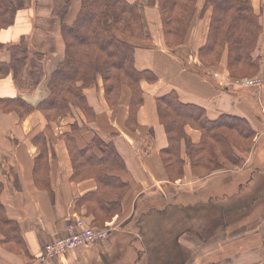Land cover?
Returning <instances> with one entry per match:
<instances>
[{
  "label": "crops",
  "instance_id": "1",
  "mask_svg": "<svg viewBox=\"0 0 264 264\" xmlns=\"http://www.w3.org/2000/svg\"><path fill=\"white\" fill-rule=\"evenodd\" d=\"M127 1L132 3L135 0ZM251 1L262 25L254 54L260 60L256 77L264 82V0ZM13 2L17 5L16 23L13 31L1 34L2 40L11 43L23 36L30 38L32 52L46 58L45 80L37 89L22 90L11 74L0 82V97H21L31 104H37L47 96L45 89L49 76L66 57L61 31L63 21L53 14L56 0ZM79 9L80 0H71L70 12L65 18L67 25L74 22ZM145 17L148 22L157 20L158 25L157 6H147ZM38 19L42 20L43 25H37ZM146 33L147 39L141 40L122 36V39L136 46L135 68L150 71L156 77L155 82L144 80L141 83L143 104L133 125L129 126L130 88L123 86L117 106L110 107L105 100L100 78L97 86L84 91L87 103L94 111L91 122L76 109L73 116L69 114L58 122H48L40 111H34L24 121L15 113L0 112V182L3 184L0 202L7 218L18 224L23 243L18 246L15 242H6L0 233V264H42L41 257L46 246L66 236L68 227L77 219L98 225L95 217L88 214L87 206L78 205L81 198L97 191V183L91 178H72L73 167L65 135L74 139L79 149L87 147L94 136L112 143L126 168L115 175L128 184V189L120 213L111 221L114 232L107 241L81 246L51 264H165L169 254L168 245L176 247L178 243L194 252L188 264L263 262L264 220L261 230L251 232L240 240L239 250L233 256L225 249V242L215 250H204L206 254H203L198 238L193 234L184 237L183 220H175L174 223L168 220L169 212L173 211L177 212V216L188 209L191 214L195 210L198 216L199 199L196 198L197 203L192 202L186 208L184 205L188 203L183 196L200 195L201 191L211 187V183L206 182L210 177H215L211 180H221L216 176L225 175L226 172L203 177L195 175L183 141V175H170L162 158L169 141L159 119L157 101L175 92L182 103L203 108L211 120L223 115L246 120L255 132V151L249 156H241L245 157V165H248L253 159L264 161V84L254 89H233L231 83L215 79L208 72L194 71L192 62L199 64L198 60L179 59L178 53L187 47L192 53H197L206 42L207 31H190L187 47L179 48L178 52L166 46L163 31ZM226 59L225 54L224 64ZM8 61L7 54L0 55V62ZM185 131L193 144L201 142L199 130L186 126ZM38 136H42L44 142L37 144L35 139ZM42 150H46V156L39 164ZM259 176L264 177V172L255 173L253 178L259 180ZM243 192H248V189L245 188ZM261 192L263 194V191H255L256 195ZM190 220V227L198 230L193 218Z\"/></svg>",
  "mask_w": 264,
  "mask_h": 264
},
{
  "label": "trees",
  "instance_id": "2",
  "mask_svg": "<svg viewBox=\"0 0 264 264\" xmlns=\"http://www.w3.org/2000/svg\"><path fill=\"white\" fill-rule=\"evenodd\" d=\"M196 3L197 0H159L165 26L164 34L169 48L174 49L184 43L196 14ZM69 4L70 0H60L53 9V14L63 21L62 34L66 57L52 74L49 82L50 95H47L36 108L21 98L0 97V107L14 109L22 118L38 110L49 118L53 113L55 116L52 119H55L70 113V103H74L92 121L94 111L87 103L82 87H78V83H82L84 89L89 88L94 86L96 77L100 75L104 82L105 96L112 107L117 106L122 87L130 88L132 98L129 126L133 125L143 104L142 81H156L152 72L138 71L135 68V49L115 34L117 31L139 37L144 34L142 18L137 8L125 0H81L77 17L71 25H66L64 18ZM207 6L212 9L211 25L207 43L200 50V57L204 59L211 56L214 57V62H217L227 48V64L231 72L239 71L243 73V77L256 76L260 69V60L255 58L254 54L262 25L259 16L254 12L252 1L207 0ZM14 15L15 7L12 1L0 0V28L11 26ZM3 47L4 44L0 43V53ZM13 48L10 63L0 62V81L12 73L14 80L22 88L25 85L20 83L18 69L28 66L29 51L25 44L15 45ZM32 57L37 64L42 63L43 55L36 54ZM32 66L31 68L35 70L34 64ZM39 75L40 71L29 77L31 81L36 82V86L40 82L36 81ZM157 103L159 119L169 141L168 148L162 152V158L170 175H183L184 162L181 158L183 141L186 143L193 170L205 167L211 173V143L221 150V158L231 165L240 166L244 163V159L237 154L241 152L237 149L235 140L240 138L249 141V147L253 145L255 132L246 120L230 115L211 120L203 108L182 103L175 92L159 98ZM52 119H48L49 122H53ZM186 126L201 132L202 139L199 144L190 141L185 131ZM65 138L73 167L72 178L74 180L91 178L98 186L97 191L81 198L78 205L87 206L88 214L93 215L99 223L111 221L120 213L128 189V184L115 175L125 171L123 159L112 143H105L99 136H95L83 149L77 148L75 140L69 135H65ZM44 140L42 136L35 139L37 144ZM45 156L46 150H42L39 164ZM221 158L219 156L213 160V166L217 169L224 166L219 160ZM2 191L3 184L0 182V195ZM210 196L199 203L210 205ZM228 225L225 227L230 228ZM258 227L259 224L255 225V230ZM0 233L6 242H15L22 246L18 224L7 218L1 202ZM186 234H193L200 240V233L196 228L183 229V235ZM167 251L169 254L165 264H188L194 255L193 250L179 243L176 247L169 244ZM261 264H264V260Z\"/></svg>",
  "mask_w": 264,
  "mask_h": 264
},
{
  "label": "rangeland",
  "instance_id": "3",
  "mask_svg": "<svg viewBox=\"0 0 264 264\" xmlns=\"http://www.w3.org/2000/svg\"><path fill=\"white\" fill-rule=\"evenodd\" d=\"M11 1L15 7L14 21H13V24L11 26L6 27V28H0V43L4 44V47H3L0 55L7 54L8 58H9L8 63H10V61H11V50L14 51L13 46H15V45L19 46L20 44H25V46L27 47V49L29 51V54L27 53L29 62L27 63L28 66L26 65L27 66L26 68L22 67L21 69H18V74H19V78H20V83L25 85L24 87H22V90H34V89H37L39 86H41L45 80V60H46V58L43 55V58L41 61L42 63L37 64L34 61L35 59H33L34 57H32V56L39 54V53H33L32 52L31 41H30V38H28V37L23 36V37H21V39H18L17 41L11 42V43H7V42H4L2 40L1 34L5 31H9V30L13 31V28H14L15 23H16L17 5H16V3L13 2V0H11ZM125 1L127 3H129L130 5H133L137 8V10H138V12L142 18V24H143V30L142 31H144V34L139 37L137 35L131 36V35L123 34V33L117 31L115 34L118 36V38L121 39L122 41L128 43L126 40L122 39V36H127V37L136 38V39L141 40V39H147L146 31H163L164 41H165V44L167 46L166 37L164 34L165 26L163 23L162 14H161V10L159 7V0H135L132 3L128 2L127 0H125ZM56 2H60V0H56ZM147 6H152V7L157 6L158 16H159L158 25H156L157 20H153L151 22L150 21L148 22V20L146 19L145 8ZM80 7H81V0H80ZM70 8H71V0H70V4H69L68 11L66 13V16L69 14ZM66 16H65V18H66ZM76 17H77V15H76ZM211 17H212V9L207 6V0H197L196 14H195V17L191 23L188 34L190 31H207L205 44L198 49L197 53L196 52L192 53L191 50L187 49L188 48L186 45L187 44V37H188V34H187V36L184 40V43L181 46H177L174 49H171L168 46L167 47L171 50H175L176 52H178L179 48L186 46L187 48L185 50L183 49L180 52V54L178 53L177 56L179 57V59H181L182 61L188 60L191 62L194 60H198L199 64L198 63L195 64L194 62H192L191 66L194 69V71L208 72L215 79L217 78V79L225 80L228 83H231L232 85L230 87H232L233 89H236L235 87H241V88H245V89H248V88L254 89V88L262 87L264 82L262 81V79L256 77L257 75L254 77L253 76H250V77L244 76L243 77L242 76L243 73H239V71H237V72H231L230 71L228 64H227V61L225 62V64L223 63V58H224L225 54H226V58H228L227 48H225L226 50H225L224 54L222 55L220 60L218 59L217 62H214V57H211V56L206 57L204 59L200 57V50L207 43V38H208V34L210 31V25H211ZM65 18H64V23L67 25V23L65 22ZM149 23H150V25H149ZM38 24H40L39 26L43 25L41 19L37 20V25ZM151 26H152V29H151ZM61 28H63V25ZM43 31H45V30H43ZM61 31H62V29H61ZM62 40L65 44L63 34H62ZM128 44L131 45L135 49V52H136V46H134L130 43H128ZM189 49H190V47H189ZM30 60H31V62H30ZM33 61H34V63H33ZM211 61H213V64H211ZM204 63L207 65H205ZM33 64H34V67L36 68L35 70H33L34 69L32 66ZM31 66L33 69L31 68ZM34 71L35 72L40 71V75L36 79V81L40 80V82L37 84V86H36L35 81H31V79H29V77L35 73ZM11 74H9V75H11ZM52 74L49 76L48 80L46 81L45 93L47 95H50L49 82L51 81ZM99 78L102 79V77L100 75H98L96 77V82H95L94 86H91V87H95L98 85ZM250 81H253V83L252 84L249 83ZM102 82H103V79H102ZM19 87H21V86H19ZM78 87H82V90L84 93V91H85L84 85H82V83H78ZM103 87H104V82H103ZM104 92H105V89H104ZM104 96H105V94H104ZM18 98H21V97H18ZM21 99H23V98H21ZM42 100L43 99H41L37 104H31V103L27 102L26 100H24V101L27 102L31 107L36 108L37 105L42 102ZM105 100L108 103V105L110 107H112L110 105V103L107 101L106 96H105ZM74 109L81 111V113L84 114V116L86 117L87 121L91 122L87 118V116L85 115L84 111H82L80 107H78V106L76 107V105L74 103L73 104L70 103V113H68L66 115L58 116L55 119H52L55 116L53 113H51L52 115L50 118L46 117V115L43 114L42 112H41V114L46 118V120L48 122H49L48 119H52L53 122H58L60 120V118L68 116L69 114H72V116H73V110ZM34 111H38V110H34ZM0 112H2L4 114L15 113L19 116V114L14 109L8 110V109H5L4 107H0ZM33 112L24 116L23 118L19 116V118L22 121H24ZM94 138H95V136L93 137V139ZM92 140H91V142H92ZM103 141L105 143H108L105 140H103ZM235 142H237V149L240 150V152H241V153L237 152L239 157L240 156H249V154H251L252 151L253 152L255 151L254 141H253V145H251L250 147H249V145H250L249 141L242 140L239 138L238 140H235ZM97 153H98V155H100V153L98 151H97ZM221 153H222L221 150L218 149L217 146L212 145V143H211V173H210L209 169L205 168V167H198L197 169L195 168L194 170L192 169L193 172L195 173V175L197 174L200 177L215 174L218 172H226L225 175L216 176V177H221V180H211L215 177H212V178L210 177L209 178L210 180L206 181V182L211 183L210 188H207V189L201 191L199 193L200 195L191 196L189 194L190 195L189 196V195L185 194L183 196L184 200L187 201V203H188V204L184 205L186 208H188V205L191 204L192 202L197 203V201L195 200L196 198L199 199V201L204 200V199L207 200L210 195H211L210 196L211 197V204L210 205H207V204L204 205V204L200 203L199 206L197 207V209L200 210V211H198L199 215L197 216L195 214V210H194V213H192V214H194L193 217H192L191 211L189 209L186 210L183 214H178L177 216H175L177 212H174V211L169 212L168 220L171 221V223H174L175 220L176 221L183 220L184 221V229H185L187 227H190V224H191L190 219L193 218V220H194L193 222L198 227V230L200 233V245L199 246H200V251L203 252V254H206L205 251L209 250L210 248H211V250H215L219 246L220 243L222 244L225 242V243H227V246L225 247V249H228V251L233 256L236 254L237 250H239L238 247L240 244V240H242V238L244 239L246 236L248 237L251 232H256L259 229L261 230V224L264 220V177L259 176L260 177L259 180H256L253 177H254L255 173H258L261 171L264 172V161L253 159L252 162H250L248 165H245V161H244V163L240 164V166H235V165H231L224 158H221ZM219 156L221 158L219 160L222 162V164L224 166L220 169H217L213 166V162H214L213 160L215 157H219ZM242 158L245 160V157H242ZM173 176H175V175H173ZM225 181H226V184L223 185V183ZM208 186L209 185H207V187ZM245 188L248 189V192H243L245 190ZM257 190L263 191V194L261 192V193H258V195H256L255 191H257ZM228 192L230 194H228ZM224 193H226V195H223ZM170 199H174V198L170 197ZM249 201L250 202L253 201V202L250 203ZM154 210H156V209H154ZM179 213H182V212H179ZM247 214L249 215L248 217H247ZM139 216L140 215H138V217ZM78 220H80V219H77L76 221H78ZM82 220H84V219H82ZM111 221H108L105 223L104 222H101V223L98 222L97 226H93V225L87 223L85 220H84V223L87 226H93V227H96L98 229L99 228L104 229L107 224L111 223ZM227 224L230 225V228L225 227ZM257 224H259V227L255 230V225H257ZM116 226H117V223H115V228H116ZM165 230L168 231L169 228H165ZM113 232L114 231L111 232V235ZM187 236L189 237L190 235L189 234L184 235V237H186V238H187ZM105 241H107V240H105ZM100 242H102V241H100ZM92 244H94V243H92ZM89 245H91V244H89ZM204 248H206V249H204Z\"/></svg>",
  "mask_w": 264,
  "mask_h": 264
},
{
  "label": "built area",
  "instance_id": "4",
  "mask_svg": "<svg viewBox=\"0 0 264 264\" xmlns=\"http://www.w3.org/2000/svg\"><path fill=\"white\" fill-rule=\"evenodd\" d=\"M249 83H253L250 81ZM114 230V223L107 224L104 229L87 226L80 219L67 229L66 236L50 242L41 257L42 264H51L57 258L66 256L71 251L92 243L108 240Z\"/></svg>",
  "mask_w": 264,
  "mask_h": 264
}]
</instances>
